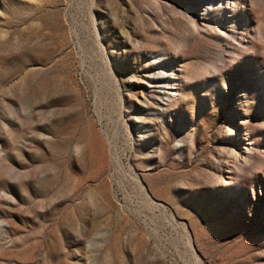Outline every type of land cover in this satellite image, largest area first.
I'll list each match as a JSON object with an SVG mask.
<instances>
[{
	"label": "rangeland",
	"instance_id": "obj_1",
	"mask_svg": "<svg viewBox=\"0 0 264 264\" xmlns=\"http://www.w3.org/2000/svg\"><path fill=\"white\" fill-rule=\"evenodd\" d=\"M0 264H264V0H0Z\"/></svg>",
	"mask_w": 264,
	"mask_h": 264
}]
</instances>
